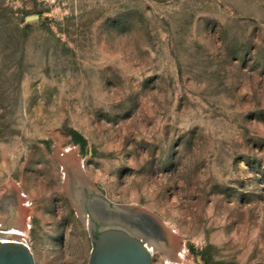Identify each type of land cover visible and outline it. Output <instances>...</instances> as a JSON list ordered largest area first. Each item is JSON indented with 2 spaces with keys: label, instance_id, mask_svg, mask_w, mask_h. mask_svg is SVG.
Returning a JSON list of instances; mask_svg holds the SVG:
<instances>
[{
  "label": "rangeland",
  "instance_id": "374dc122",
  "mask_svg": "<svg viewBox=\"0 0 264 264\" xmlns=\"http://www.w3.org/2000/svg\"><path fill=\"white\" fill-rule=\"evenodd\" d=\"M96 199L154 264H264V0H0V241L88 264Z\"/></svg>",
  "mask_w": 264,
  "mask_h": 264
},
{
  "label": "water",
  "instance_id": "95a60500",
  "mask_svg": "<svg viewBox=\"0 0 264 264\" xmlns=\"http://www.w3.org/2000/svg\"><path fill=\"white\" fill-rule=\"evenodd\" d=\"M97 205L112 217L121 215V219H100L91 204V213L95 223L101 224L99 233L94 239L88 264H154L153 254L144 243L146 236L142 234L135 213L127 207L109 204L96 199ZM0 264H36L30 247L23 242L0 241Z\"/></svg>",
  "mask_w": 264,
  "mask_h": 264
},
{
  "label": "bare ground",
  "instance_id": "6f19581e",
  "mask_svg": "<svg viewBox=\"0 0 264 264\" xmlns=\"http://www.w3.org/2000/svg\"><path fill=\"white\" fill-rule=\"evenodd\" d=\"M77 197V196H76ZM92 208H93V212L94 214L99 217L100 219H105L108 220V219H121V215H115L112 217L110 215H107L105 211L102 210V208L100 206L97 205V202H91L90 203ZM19 228V227H18ZM9 235H13V238L9 237V238H2L1 241L3 242H20V237L22 236V230H18L16 228H13L11 232L8 233ZM144 243L148 246V248L150 249V251L152 252V254H154L159 248L156 247L154 244H153V240L149 237H147L145 240H144ZM181 258L183 259L184 258V254L181 253ZM166 264H181V263H177V262H174L172 260H169L167 261Z\"/></svg>",
  "mask_w": 264,
  "mask_h": 264
},
{
  "label": "trees",
  "instance_id": "16d2710c",
  "mask_svg": "<svg viewBox=\"0 0 264 264\" xmlns=\"http://www.w3.org/2000/svg\"><path fill=\"white\" fill-rule=\"evenodd\" d=\"M74 139H75V143H77L81 146H84L86 144V141L84 140V138H82L78 134H74Z\"/></svg>",
  "mask_w": 264,
  "mask_h": 264
},
{
  "label": "flooded vegetation",
  "instance_id": "af4514ba",
  "mask_svg": "<svg viewBox=\"0 0 264 264\" xmlns=\"http://www.w3.org/2000/svg\"><path fill=\"white\" fill-rule=\"evenodd\" d=\"M98 231H99V228H96V232H97V233H96V237H97V235H98V233H99Z\"/></svg>",
  "mask_w": 264,
  "mask_h": 264
},
{
  "label": "built area",
  "instance_id": "2783aa9c",
  "mask_svg": "<svg viewBox=\"0 0 264 264\" xmlns=\"http://www.w3.org/2000/svg\"><path fill=\"white\" fill-rule=\"evenodd\" d=\"M1 242H3V241H1ZM21 242L25 243L23 240H22ZM25 244H26V243H25Z\"/></svg>",
  "mask_w": 264,
  "mask_h": 264
}]
</instances>
